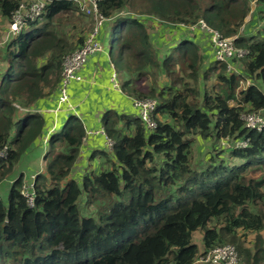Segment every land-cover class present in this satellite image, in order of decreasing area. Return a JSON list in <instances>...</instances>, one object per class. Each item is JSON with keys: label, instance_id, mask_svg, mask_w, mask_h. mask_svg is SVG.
Returning a JSON list of instances; mask_svg holds the SVG:
<instances>
[{"label": "trees", "instance_id": "1", "mask_svg": "<svg viewBox=\"0 0 264 264\" xmlns=\"http://www.w3.org/2000/svg\"><path fill=\"white\" fill-rule=\"evenodd\" d=\"M44 1L41 18L0 47V150L6 155L0 177L27 154L45 162L32 207L20 193L22 176L0 196V264H196V233L204 250L232 244L239 264H264V177L243 172L264 169V129H249L240 118L264 111V29L240 35L250 0H142L141 10L135 0H100L122 90L132 100L157 102L156 127L148 130L137 115L105 111L102 126L112 147L98 152L102 167L73 177L83 122L67 113L44 141L52 120L37 109L54 96L57 102L62 62L83 44L92 22L71 0ZM21 3L0 0V21L10 22ZM134 7L135 14L122 13ZM199 19L225 37L237 35L235 44L248 50L231 60L241 64L237 73L204 58L202 44L209 41L203 31L188 37L180 27ZM151 25L178 31L171 53L159 57ZM211 73L217 86L207 91L202 82ZM160 75L167 84L163 78L158 84ZM246 81L250 85L239 89ZM202 140L210 141L206 164L192 154ZM228 158L241 162L228 166ZM248 232L255 251L239 237Z\"/></svg>", "mask_w": 264, "mask_h": 264}, {"label": "built area", "instance_id": "2", "mask_svg": "<svg viewBox=\"0 0 264 264\" xmlns=\"http://www.w3.org/2000/svg\"><path fill=\"white\" fill-rule=\"evenodd\" d=\"M87 18L92 22L89 32L86 34L83 44L72 53L68 54L63 62L61 68V78L57 87L58 97L56 107L51 110L54 114L58 112L73 113L78 116L75 106L70 102L68 88L71 82H80L82 80L80 71L83 65L86 63L89 57L98 53H103L108 48V44L104 47V42L100 41V34L102 29L107 23V20L98 10V3L100 0H71ZM45 7L44 0H31L29 3L22 2L18 9L12 15L9 22V34L11 36L18 33L29 22H35L41 18ZM180 27H185L189 31L200 29L208 38L209 45L213 52L214 59L226 65V71L228 73H237L238 70L234 67L231 60L243 59L248 55V50L238 47L235 44L237 35L231 37H225L222 33L213 30L206 24L203 19H199L195 25L186 26L181 24ZM111 75L109 78V88L113 92H123L118 73L115 71L113 64H110ZM246 86L250 85V81L244 82ZM242 84V83H241ZM133 106L137 111V116L144 122L148 130H152L156 127V123L153 119V112L155 111L157 102L151 100H135L131 99ZM241 120L244 122L245 127L252 129L256 132H260L264 129V119L261 115V111L248 112L241 115ZM56 122L52 126L51 132L56 128ZM101 133L105 137V146L108 150L112 147V141L106 137L105 132L101 129L99 132H93L85 130L86 140L93 134ZM48 134L44 138L46 141ZM242 148L246 147V143H240ZM5 149L0 150V160L4 159ZM34 182L23 183L20 189L21 195L26 200V204L29 207L33 206L34 200ZM196 263L200 264H239L240 259L235 246L225 244L216 246L209 249L199 255Z\"/></svg>", "mask_w": 264, "mask_h": 264}, {"label": "crops", "instance_id": "3", "mask_svg": "<svg viewBox=\"0 0 264 264\" xmlns=\"http://www.w3.org/2000/svg\"><path fill=\"white\" fill-rule=\"evenodd\" d=\"M246 18L249 20L250 16H247ZM247 19H245V22ZM258 23L260 22L246 25L245 27L247 31L245 32L242 27L240 30V35H245L247 37L257 34L259 29L256 30V26ZM251 30L253 32H250ZM107 34L108 32L105 25L100 34V41L105 42L104 47H106L108 44V40H106L108 37ZM202 47L204 58L206 60L208 59L209 62L213 61V52L210 45H207L205 42L202 44ZM109 56V50L107 48V50H105L103 53H98L89 57L80 71L82 80L80 82L73 81L69 85L68 93L70 102L75 106L78 117L83 122L84 130L99 132L101 129H103L102 116L107 110H113L118 114L124 113L137 115L136 109L132 107L133 104L131 102V97H129L124 92H113L109 88V78L112 72L110 68L111 62ZM237 64L239 66L241 65L240 63ZM239 66L236 67L235 65V68L239 70ZM55 105L56 96L52 97L51 100H44L42 105L37 109L39 114H47L51 118L52 122L50 124L48 123V129L50 128L49 130L52 129L54 122H56L55 126L58 127L59 124H61L67 117V112L61 111L57 114L51 112ZM48 133L49 131L47 134ZM104 146L105 137L101 133L93 134L86 138L79 152L78 161L80 159L84 161V164L80 166L81 168H79V171L80 169L84 168L85 172L86 170L96 169L101 166L103 161L99 159L100 157L97 154L99 151L104 150ZM91 157L93 159L88 161ZM88 165H90V167L85 169V167ZM193 243L198 247V254H202L205 251L201 236L199 237L198 242Z\"/></svg>", "mask_w": 264, "mask_h": 264}, {"label": "rangeland", "instance_id": "4", "mask_svg": "<svg viewBox=\"0 0 264 264\" xmlns=\"http://www.w3.org/2000/svg\"><path fill=\"white\" fill-rule=\"evenodd\" d=\"M31 0H22V2L24 3H29ZM136 1V2H135ZM133 1L135 6H137V8H139L138 10H141V8H143V3L142 0H135ZM141 7V8H140ZM132 9V10H131ZM137 10V11H138ZM136 8H129L128 11L126 12H122L125 14H135ZM248 16H250V19L245 22L244 21V25H243V29L244 32L247 30L246 29V25H251V24H256L257 22L258 25L256 26V30L262 31L264 29V6L261 4H258L256 2V0H250V10L248 13ZM88 24V27H90V22L88 20L84 21ZM109 23L107 21L106 24V30L108 31L109 28ZM9 22L7 21H0V47L3 46V44H5L10 38L11 35L9 34ZM262 26V27H261ZM26 26H24L23 28H25ZM22 28V29H23ZM173 28V27H171ZM182 28V27H181ZM179 27V30L181 29ZM261 28V29H260ZM21 29V30H22ZM88 31V30H87ZM20 32V31H19ZM151 35H152V39H153V46L155 48V50L159 53V57L162 55H167L169 52L171 53L174 48L177 46V40H178V31L175 30L174 28L172 30L166 29L165 27H155L151 25ZM187 32V36L191 37L194 32H190V31H186ZM250 32H253L252 30ZM108 38H106L107 40ZM208 39V38H207ZM115 38L112 37L111 41H114ZM105 43V42H104ZM117 55H115V58L117 59ZM208 62L203 63L202 65V69L201 71L206 68ZM205 65V66H204ZM204 66V68H203ZM179 73L181 74V76H185L186 75L179 70ZM214 73L209 74L208 78L205 79L202 82L203 88L206 87V90H210V88H215L217 86L216 81L214 79L213 76ZM163 78V79H162ZM188 79V77H186ZM161 81V85L167 84V79L165 80V75H160L158 78V84ZM242 83V84H241ZM240 83V87L239 89H245L246 85L244 82ZM201 86V85H200ZM199 86V88H200ZM238 89V90H239ZM132 107L135 109V107L132 105ZM261 115L263 116L264 119V111H261ZM61 124H59L58 128L60 129ZM223 140V141H222ZM209 142L210 141H197L193 144L192 146V151H193V158L195 162H200L201 164H206L209 163V161L207 162L206 157L208 156V153L210 152L208 149L209 146ZM219 144H223L224 148H226V150H229V145H227V143L225 142L224 139L220 140ZM46 147L43 148V151L45 150ZM220 150H218L216 153H218ZM227 165L228 166H236L238 165L241 161L238 159H230L228 158L226 160ZM84 164V161L82 159H80L77 162V165L73 168L72 173L70 174V177H73V175H78V174H83L84 173V168H81L80 166ZM226 165V166H227ZM240 166V165H239ZM90 165H88L85 169L89 168ZM256 166H251L249 167V169L243 171L244 173H246V176L250 177V178H262L264 177V169L263 170H254L252 168H255ZM44 168H45V162L43 161V158L38 156L36 154H27L26 156H24L22 158V160L19 162V164L16 166V168L14 169V171L2 178L0 177V196L2 198H5L4 195L8 189L9 186H11V184L13 183V181L15 179H17V177L22 176L23 179V183H27V182H35V180H37L38 176L44 174ZM251 169V170H250ZM242 172V173H243ZM82 208H84V203H82ZM260 211L262 212V214L264 215V199L262 201V204L260 206ZM91 208L87 209L86 208V213L90 212ZM261 237L264 240V230L261 231ZM201 236L200 233H196L195 235H193V242H198L199 241V237ZM240 239L244 242V245H246L250 250L255 251V247H256V239L254 237V233L248 232L245 234H239ZM232 245V244H231ZM200 264V263H197Z\"/></svg>", "mask_w": 264, "mask_h": 264}, {"label": "clouds", "instance_id": "5", "mask_svg": "<svg viewBox=\"0 0 264 264\" xmlns=\"http://www.w3.org/2000/svg\"><path fill=\"white\" fill-rule=\"evenodd\" d=\"M224 245H225V244H224ZM230 245H231V244H230ZM220 246H221V245H220ZM233 246H234V245H233ZM215 247H216V246H215ZM213 248H214V247H213ZM208 250H209V249H208ZM205 251H207V250H205ZM205 251H204V252H205ZM199 255H200V254H199ZM238 256H239V255H238ZM239 259H240V258H239ZM196 264H197V263H196Z\"/></svg>", "mask_w": 264, "mask_h": 264}]
</instances>
